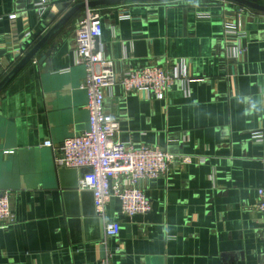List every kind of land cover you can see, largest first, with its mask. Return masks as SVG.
<instances>
[{"label":"crops","instance_id":"crops-1","mask_svg":"<svg viewBox=\"0 0 264 264\" xmlns=\"http://www.w3.org/2000/svg\"><path fill=\"white\" fill-rule=\"evenodd\" d=\"M35 2L0 0V81L82 3L48 0L40 15ZM94 9L102 24L97 48L118 72L157 65L192 80L176 81L162 101L118 85L105 93L121 141L158 147L176 161L165 176L141 183L148 214L125 217L111 197L103 220L91 192L77 189L86 170L56 165L63 142L88 129L85 69L75 61L77 11L0 91V193L10 194L15 215L0 231V264H100L107 250L111 264H264V222L255 210L264 188V13L226 0ZM236 14L247 54L233 62L225 58L223 23ZM109 222L120 233L107 242Z\"/></svg>","mask_w":264,"mask_h":264},{"label":"built area","instance_id":"built-area-1","mask_svg":"<svg viewBox=\"0 0 264 264\" xmlns=\"http://www.w3.org/2000/svg\"><path fill=\"white\" fill-rule=\"evenodd\" d=\"M81 1L87 5L91 0ZM34 7L43 15L49 8V2L36 0ZM238 14L240 15L239 12ZM238 14L226 18L223 23V37L227 43L225 58L233 62L243 60L247 54L246 33L242 29ZM209 17V14L197 15L199 19ZM8 19L15 27L17 15L13 14ZM101 36L100 13L97 9L86 6L76 30L75 61L85 69L80 88L88 96V129L63 142L57 150L55 163L60 168L86 170L78 181L77 189L91 192L96 216L101 220L105 218V206L111 197L119 200L120 212L125 217L146 215L151 211V204L141 188V183L165 176L174 165L176 157L158 147H134L131 142L121 141L120 120L117 115L105 111V93L118 85L125 94H149L162 101L176 81L187 83L192 80L185 79L181 69L171 72L157 65L118 72L115 62L105 58L95 46L96 40ZM259 142H262L261 139ZM43 146L53 148L49 141H45ZM260 162L264 171V158ZM255 210L264 222V188L258 190ZM14 223L11 196L8 192H2L0 231H7ZM119 233L118 222L105 224L104 235L107 242L117 238ZM106 247L104 244L105 249ZM111 259L112 254L107 250L100 264H111Z\"/></svg>","mask_w":264,"mask_h":264},{"label":"water","instance_id":"water-1","mask_svg":"<svg viewBox=\"0 0 264 264\" xmlns=\"http://www.w3.org/2000/svg\"><path fill=\"white\" fill-rule=\"evenodd\" d=\"M142 1H151V0H91L89 3L84 4L80 3L70 10H68L62 18L47 32V34L28 52L26 53L20 61L14 65V67L2 78L0 81V91L23 69V67L31 62L37 53L50 41V39L64 26L67 24L69 19L79 10L85 9V7L96 8L110 6L114 4H120L123 2H142ZM240 7L256 11L259 13H264V4H259L255 0H226ZM62 8H66L63 6ZM61 10V8H57ZM82 20V17L79 19V22ZM95 46H98V40H96ZM4 55V52H0V57ZM21 55L16 54L14 59H18Z\"/></svg>","mask_w":264,"mask_h":264}]
</instances>
